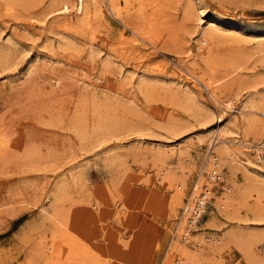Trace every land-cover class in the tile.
<instances>
[{"label": "rangeland", "instance_id": "1", "mask_svg": "<svg viewBox=\"0 0 264 264\" xmlns=\"http://www.w3.org/2000/svg\"><path fill=\"white\" fill-rule=\"evenodd\" d=\"M53 1H58V6L65 5L60 0H0V58L6 57L0 60V130L11 138L12 146L9 155L0 158V207L15 202L14 209L7 210L8 206L0 209V264H81L63 236L55 241L57 247L66 249L58 256L51 251L54 228L41 215L43 205H53L51 192L60 180L65 178L66 185L71 186L72 172L73 175L80 172L78 175L82 177L73 182L70 190L66 186L68 197L64 196L67 197L64 209L69 210L75 228L83 234L88 232L85 235H90L97 253L111 255L114 264H174L178 253L170 248L171 238L185 197L190 194L205 155L216 140H211L214 131L206 135V142L198 141V136L206 134L207 124L216 128L220 121L214 117L212 122L203 124L199 117L166 100L180 93L179 83L196 86L197 96L216 108L221 122H231L235 113L241 116L239 109L253 90L251 86H243L241 79L245 74L248 77L256 72L257 76L264 70L259 61L261 54L254 51L258 47L257 36L264 34V0H204L209 16L233 26L240 36H254L251 41L236 37L215 41L216 60L254 53L245 66L234 67L227 73L222 71L221 76L203 72L206 69L202 67L207 68L208 64L199 55L198 45L199 30L206 21L195 16L186 18L183 14L184 7L195 4L196 0H163L156 9L157 17L165 22L168 19L163 33L174 31L170 35L178 34L180 44L197 51L201 73L223 88H232L225 99L232 100L234 108L216 106L212 91L181 65L188 58L184 47L175 51L149 43L107 7L101 21L93 19L90 25L79 22L73 7L68 12L55 8L45 14ZM130 6H137L136 0ZM151 9L148 8V13ZM231 42L233 45L227 46ZM234 44L237 50L242 46L240 51L231 49ZM157 67L166 72L159 73ZM261 73L262 76L264 72ZM146 78L156 86L143 91L139 79ZM261 83L257 88H264ZM178 101L181 104L183 99ZM97 104L113 120L111 134L98 143L91 137L82 141L73 126L76 114L84 108L92 110ZM252 108L248 107L245 113L255 114L264 122V114ZM91 115L88 119L92 123ZM237 123V136L246 142L239 153L240 161L249 169L238 171L236 178L240 177V182L248 180L250 175L264 178V150L259 157L256 148L263 145L264 133L247 130L242 119ZM226 142L231 146L237 144L230 139ZM186 144L190 146L196 169L188 177L180 205L175 201L174 186L161 182L158 170L163 161H171L180 175L183 165L179 163V147ZM171 146L178 151L165 154L163 149ZM27 147H35L36 158L23 157ZM224 168L227 186L235 176L230 164ZM262 198L264 201V191ZM211 202L217 207L216 198ZM218 210L210 209L194 233L223 235L235 226L255 223V228L264 230V220L254 221L251 211L246 213L242 209L240 217L231 218ZM262 236L263 240L253 244L254 257L247 258L230 243L215 255L216 264H264ZM189 240L190 244L195 241L193 237Z\"/></svg>", "mask_w": 264, "mask_h": 264}, {"label": "bare ground", "instance_id": "2", "mask_svg": "<svg viewBox=\"0 0 264 264\" xmlns=\"http://www.w3.org/2000/svg\"><path fill=\"white\" fill-rule=\"evenodd\" d=\"M60 1L61 3L65 2V5L58 6L59 2L53 1L51 4V8L48 11H46L45 14L48 15L56 9H61L64 12H68L69 10L71 11L72 10L71 8L73 7L74 8L73 10L75 11V15L77 16L76 18L79 20V22H81V24L82 23L89 24L90 22H92L93 19L100 20L103 17L104 10L107 7L114 14L116 18L120 19L121 22L124 23L125 26L130 27L134 31L135 34L141 35V37L149 41V43L151 42L153 44H156L155 46H159V47L162 46L163 48L166 47L167 49L170 48L175 51H179V49H182L184 47L185 49H187L186 51L184 50V52L187 53L186 57L188 58H186L187 60L181 61L182 62L181 65L185 67L193 75H195V77L201 80V82L204 83V85L212 91L211 93L214 95V103L216 106L223 105L226 108L235 107V104L232 103V100L225 99V96L227 95L230 96L229 94L232 88L230 87L223 88L215 80L207 78V76L201 73L203 69H201V67L198 66L199 62H198V53H196L197 51L195 52L194 50H192L191 46H186V45L183 46L182 44L184 43L180 44V41L178 40L179 37H177L178 34L175 35L176 37L174 36V34L170 35L174 31L173 32H171V30L166 31V32H171L170 34L163 33L164 27H165L164 25L168 23L167 22L168 19L165 22V20H163L161 17H157L158 16L157 10L161 6V3H163V0H136L137 6H133L134 8L130 6L132 0H74V1L73 0H60ZM125 6H126V9H125ZM149 7L151 8L153 7V10L155 9V11L151 9L152 13L149 12L151 14L148 13ZM184 9H185L184 10L185 13L183 14H186L187 16L186 18L195 16L197 20L206 21L207 23L204 26L202 25L203 27L199 30L200 31L199 33L200 41L198 45L199 55L201 56V58H204V61L206 60L208 64L207 66L208 69L206 68V66L202 67L204 68V70L206 69V71H203V72L211 71L213 75L221 76L220 74H222V71L224 73H227L231 71L234 67H239L241 65L245 66V62L248 63V60L252 59V56L254 54L253 52L248 55L246 54L247 57L238 56L239 58L238 57L236 58V55H234L235 56L234 58V56L232 55L234 54L233 52L231 53L232 55L231 58H228L227 60H225L224 58H222L224 59V61L216 60L214 57V52H213L214 51L213 46L216 40H219V39L233 40L234 37H236V38H241L242 41L243 39H247L245 41H248V40L251 41L254 36L253 37L250 36L252 34H249V36H245L247 34L240 36L239 31L233 26L224 25L223 22L216 16L215 17L209 16V14L206 11L207 8L204 5V0H196L195 4L193 3V5H189L188 3V5L184 7ZM159 12L161 13V11ZM47 15H44V17ZM183 17L185 18V15ZM160 18L163 21L160 20ZM41 20H43V18ZM41 22H44V21H41ZM137 23L138 24L141 23L142 26L138 25ZM136 24L139 27H137ZM169 24H170V21H169ZM167 28L168 30L172 29L171 27L170 28L167 27ZM257 37L259 38L257 39L259 40L258 45H257L258 47L256 49L254 48V51H257V54L259 53L261 54L259 57V61H260V64L264 65V34H259ZM227 44H228L227 46H229V44L231 45L232 42L227 43ZM235 44L233 48L231 47V49L237 50L235 49ZM240 48L237 51H240ZM221 50H222V47H221ZM132 52L134 53V51ZM215 54H217L216 49H215ZM140 55L138 57H140ZM227 56L230 57V54ZM2 57L3 58H0V60L4 61V58L6 59V57H4V55ZM188 61H191V62H188ZM155 69L158 70L159 73L164 74L166 72L164 68L162 67H157ZM255 73H252V75L248 77H245L246 76L245 74V76H243L241 79L243 86L244 85L251 86L253 87V90L252 92L250 91L252 94L249 95V98L242 105L243 108L239 109V111L241 112V116L235 113L233 115V118L232 119L230 118L232 120L231 122L227 120L231 124L227 121L221 122L222 119L219 117L216 108L209 105L208 103H206L204 100L200 99L197 96L196 91L199 93L198 91L199 89L196 86L190 87L187 85L186 86L179 85L180 83L179 84L177 83L180 88L179 90L180 93L172 95L166 100L167 103L169 102H172L173 104L176 103L180 105L182 108H184L185 110H187L188 112H190L191 115L195 117H199L200 122L203 124H206L207 121L212 122L214 117L220 121L216 128L207 127L208 126L207 124L206 127L204 128L205 129L204 132L206 134L205 135L203 134L202 136L201 135L198 136V141L206 142L207 141L206 138L208 137V136L206 137V135L208 134L210 135L211 132L213 133L214 131L213 133L214 136L213 138H211V140L212 139H216V140H214L215 141V144L213 143L214 145H212L211 143L212 148H210L209 146L211 150L209 149L207 151V154L205 155L206 158L204 159V162L202 163V166L200 170L198 171L197 176L192 183V186L196 183V181H198L199 183L203 182L204 173L213 166L216 159L218 160L220 167H224V165L230 164L235 178L239 176L238 171L243 172L245 168L247 170L249 169L247 168L246 165L241 164V161H240L239 153L243 152L242 147L244 143L246 142H243L244 138L242 139L239 136H237L238 130L236 129V127L239 126L237 121L239 119H242V124L244 128H246L247 130L252 129L254 133H258V134L264 133V122L262 118L255 116V114L252 115V114L245 113L248 107H251V108L253 107L250 110H257V111L260 110L261 113L264 114V88L262 87H261L262 89L257 88L258 86H260L258 84L263 82L262 78L264 80V74L261 76L260 75L261 72H260L259 75L256 76ZM154 84L153 82H149L147 78L139 79V88L143 91L151 87V85L154 86ZM261 84H264V83H261ZM236 95H238L237 92H236ZM179 99H183V102L181 104L178 101ZM91 109L92 110H86V108H84L82 109V112H78L74 119L73 126L76 128L78 132L77 134H79V136L82 137V141L83 139L87 141V139L91 137V138H94L93 140L94 142L98 143L102 139L106 138V136L111 134V127H112L113 120H111V117L108 114L106 115L102 111L103 109L101 108L100 105L97 104L96 106L91 107ZM90 115L91 117H93L91 119L94 120L92 123L88 119ZM233 125L235 128L233 127ZM130 126H133V125H130ZM127 129H130V128H127ZM117 137L119 138L120 136H117ZM10 139L11 138H9V136L5 132L0 130V158H5L11 152L12 146L10 145ZM227 139H230L234 143L237 142L236 144L237 146L236 145L231 146L230 144H228L226 142ZM168 147L163 149L165 154L167 153L173 154L174 152L178 151V149L175 147H172V146L170 148ZM189 147L190 146L188 144H186V146L183 148L179 147L180 148V155H179L180 162L179 163L181 164V166L183 165L182 166L183 170L180 173V175L179 174L177 175L176 169L172 166L171 161H168V162L163 161L160 164V168L158 170L159 180L163 183H166V185L174 186L173 189L176 190L175 201H176V204H180V205L182 204L183 194L186 193V188L188 187V183H189L188 177L189 176L191 177V175L194 173L196 169L195 167L196 163H195L194 157ZM33 148L27 147L25 149V153L23 157L26 159L36 158L35 156L38 154H37L36 149H33ZM256 148L258 150L259 157H262L260 153L261 151L264 150V143L263 145H258ZM120 155H122V153ZM120 155L118 156L120 157ZM108 161H110V159H108ZM79 173L77 172V173H74L73 175V172H72L71 179L72 180L74 179L73 182L79 179V177L81 176V174L80 176L78 175ZM235 178H232L233 181H230L228 183V185L225 188V191L221 195L220 194L214 195V197L216 198L217 207L223 211V214L230 216L231 218L240 217V213L242 212V209H245L246 213L248 211H251L253 213L252 219H254V221L260 222L264 220V205H263L264 201L262 198L263 191H264V178H258L254 175H250L248 180H246L245 182H240L239 181L240 177L236 178V180ZM65 181H66L65 178H63V180H60V182L58 181L59 183L55 185L54 190L51 192V196L54 197L53 205L52 206L43 205L41 208L42 210L41 215L43 219L48 220L53 225V228H54L53 240H52V244L50 247L51 251L57 254L58 256L63 252V250L66 249V248L63 249V247H59V246L57 247L56 241H55L57 237L63 236V238L68 243L67 247L72 250V252L75 255V258H77L76 260H78V262H80L81 264H114L111 261L112 259L110 260L111 257L109 256L111 255L97 253L98 250L96 249L94 245L91 244V238L89 237L90 235L89 236L85 235L86 233H88L87 231L85 232V234H83L79 228H75L72 225L69 215L67 213V211L69 210L66 211L64 209L63 202H64V199L68 197L67 196L68 193L67 195L65 194L66 193L65 191L67 190L66 186H68L70 190L71 187L73 186L72 185L73 182L71 183L70 181H68L67 182L68 184L71 183V186H69V185H66ZM81 181L79 182L81 183ZM79 182H76V184H78ZM77 187L79 186L77 185ZM190 194L186 195V197H188ZM64 196H67V197L64 198ZM209 196H210L209 199H211L213 197V193L210 194ZM14 203L15 202L4 203V205H2L0 209H3V206L4 207L8 206L6 207L7 210L14 209L12 205ZM217 207H216L217 210L216 209L215 210L218 212L219 210ZM189 218H190V214L188 212L184 214L181 209V213L178 218L179 220L177 222V226L171 238L172 242H171L170 248H173V250H176L178 253V256L175 258L176 262L174 264H216L217 262L216 260H214L216 257L215 255L218 254L219 251H221L220 249L224 248L225 246H229L230 243L238 247V249H240L242 253L246 255L247 258H252L254 257L253 255L255 254L254 249H253V244L260 241V239L263 238L262 235L264 234V230H259V228L258 229L255 228L257 224L254 222L255 224H252V225L246 223L248 224V226L246 227L235 226L233 228H230L223 235H212V236L201 235V234L192 232L194 228L198 230V225L200 223H198L196 220H191ZM239 223H241V221ZM190 237H193L195 240L191 244L189 240Z\"/></svg>", "mask_w": 264, "mask_h": 264}, {"label": "built area", "instance_id": "3", "mask_svg": "<svg viewBox=\"0 0 264 264\" xmlns=\"http://www.w3.org/2000/svg\"><path fill=\"white\" fill-rule=\"evenodd\" d=\"M227 170L220 167L218 160L214 162L213 166L204 173L203 182H198L193 185L191 194L186 197L185 204L182 207L183 213H189L191 220H196L198 223L209 214V210L216 209L211 199L214 195H221L225 191ZM213 193V197L209 199V195ZM217 210V209H216ZM197 231L194 228L193 233Z\"/></svg>", "mask_w": 264, "mask_h": 264}]
</instances>
